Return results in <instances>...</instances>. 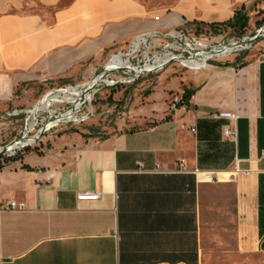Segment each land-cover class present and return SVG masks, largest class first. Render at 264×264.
<instances>
[{"label":"crops","instance_id":"obj_1","mask_svg":"<svg viewBox=\"0 0 264 264\" xmlns=\"http://www.w3.org/2000/svg\"><path fill=\"white\" fill-rule=\"evenodd\" d=\"M253 1L0 0V112L87 80L136 35L207 29ZM263 41L102 90L110 120L0 157V264H201L204 225L228 202L238 244L264 251Z\"/></svg>","mask_w":264,"mask_h":264},{"label":"built area","instance_id":"obj_2","mask_svg":"<svg viewBox=\"0 0 264 264\" xmlns=\"http://www.w3.org/2000/svg\"><path fill=\"white\" fill-rule=\"evenodd\" d=\"M262 32L263 36L261 38H264V25ZM248 35L241 36L238 39L225 41L223 39H218L217 36L212 34V32L199 35L185 28L168 30L160 34L151 33L136 35L131 39L124 51H117L116 53H112L110 55V58L103 64V66H106L108 70L96 75L92 82L91 78L98 70L87 81L82 83L64 84L48 89L30 107L16 108L11 111L0 112V131L4 128L3 126L8 119L13 116H18L19 114L24 115V125L20 133L15 135L8 142L4 144L0 143L1 149L5 144L14 139L16 140L10 145L8 151L5 154L0 155V157L13 156L25 147L34 146L45 133L56 132L65 125L77 124L89 119L94 115L91 103L92 98L94 97V94H96L104 86H116L118 84L133 83L141 75L148 72L159 71L165 65L173 61L190 69L204 68L208 64V60L212 58L225 56L235 50L250 47L253 43L233 46L235 48H231L232 50L229 52H226L227 48H222L227 43L240 41L242 38H247ZM150 36H161L163 41L160 44L155 45L151 42ZM120 53L123 54V58L126 60V63H112L111 61L113 56ZM202 57L203 61L201 60L199 63L189 62L199 60ZM110 76L116 77L109 79ZM55 93H66L69 99H52L51 96ZM110 111H113V107H109L106 110V112ZM32 118L33 124L28 126V123ZM43 127H45L44 132L38 136L39 130ZM191 130L194 131L195 129L191 128ZM223 133L225 136L232 135V131L228 128H225ZM199 173L205 175L206 177L209 176L208 172ZM98 196L99 193L84 191L79 193L77 198L96 199ZM8 206L10 208L23 209L25 203L11 201Z\"/></svg>","mask_w":264,"mask_h":264},{"label":"rangeland","instance_id":"obj_3","mask_svg":"<svg viewBox=\"0 0 264 264\" xmlns=\"http://www.w3.org/2000/svg\"><path fill=\"white\" fill-rule=\"evenodd\" d=\"M32 6L35 9H44V7L39 4H32ZM247 8H249L248 14L250 19L249 24L245 29L244 35L252 33V31L256 27H258L257 22L264 18V0H259L253 5H251L250 3ZM45 9L48 10V8ZM189 31L192 32V30ZM209 32H212V34L217 36L218 39H223L225 41L239 38L237 33H235V31H232L230 28H223L220 31H213L207 28L196 31L195 34L203 35ZM262 39L264 38L255 41L252 45ZM261 43H264V41ZM252 45L248 48L235 50L225 56L212 58L208 60V62L218 59L226 60L229 59V57L231 58L232 56L241 59L251 49ZM109 58L110 55L107 57L106 61ZM116 76H110L109 79L115 78ZM113 87L115 86H104L96 94H94V97L91 101L92 110L94 113L93 116H91L86 121H82L77 124H69L67 127H82L83 125H87V123H89L92 119H98L100 121L110 120L113 117V114L115 113L114 110L117 108V106L112 101H110L108 94H101V98H97V94L102 90ZM109 107H113V111L106 112ZM11 110L13 109H10L8 111ZM23 125V114L13 116L8 119L3 126L4 128L0 131V143L4 144L11 140L15 135L19 134L23 128ZM201 264H264V251L256 248H242L238 244L235 225V209L233 203L228 202L226 203V205H219L218 208L212 213L211 218L206 221L203 228Z\"/></svg>","mask_w":264,"mask_h":264},{"label":"trees","instance_id":"obj_4","mask_svg":"<svg viewBox=\"0 0 264 264\" xmlns=\"http://www.w3.org/2000/svg\"><path fill=\"white\" fill-rule=\"evenodd\" d=\"M259 0H254L251 5L256 3ZM248 9L245 4L243 3L238 9L235 10L233 16L226 21L217 22V23H205L209 27V29L213 31H220L223 28H230L232 31H235L239 37L243 36L245 33V29L249 24V14ZM264 23V18L257 22L258 26ZM191 93L188 89L184 90L183 93V100H187L190 97ZM26 168L30 167L26 165Z\"/></svg>","mask_w":264,"mask_h":264},{"label":"water","instance_id":"obj_5","mask_svg":"<svg viewBox=\"0 0 264 264\" xmlns=\"http://www.w3.org/2000/svg\"><path fill=\"white\" fill-rule=\"evenodd\" d=\"M263 25H260L257 29H255L250 35L247 36V39H241L240 41H235V42H231V43H227L226 45H224L222 48H228L229 46H240L243 45V43H254L255 41H257L258 39H260L263 36ZM108 68L106 66L101 67L95 75H93V77L91 78V82L94 80V78L96 77V75L101 74L105 71H107ZM94 84V83H93ZM45 127L41 128L38 132V136H40L43 132H44ZM16 140H12L11 142L5 144L4 146H2V148L0 149V155L5 154L8 149L10 148V145L12 143H14Z\"/></svg>","mask_w":264,"mask_h":264},{"label":"bare ground","instance_id":"obj_6","mask_svg":"<svg viewBox=\"0 0 264 264\" xmlns=\"http://www.w3.org/2000/svg\"><path fill=\"white\" fill-rule=\"evenodd\" d=\"M244 39H247L246 37L244 38ZM243 44H245V42L243 43ZM231 48H235V47H233V46H229L227 49H226V52H229L230 50H232ZM201 60L203 61V57L201 58V59H199V60H193V61H189V62H191V63H199V62H201ZM112 63H114V64H125L126 63V60L123 58V54L122 53H120L119 55L118 54H116V55H114L113 56V58H112V61H111ZM70 89H72V88H70ZM74 89V88H73ZM52 97V99H55V100H57V99H61V98H66V99H69V97L67 96V94L66 93H62V94H60V93H55L54 95H52L51 96ZM33 124V118L30 120V122L28 123V126H31ZM205 176V175H204Z\"/></svg>","mask_w":264,"mask_h":264}]
</instances>
